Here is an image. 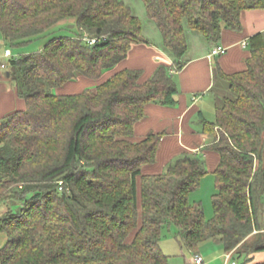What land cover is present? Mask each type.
<instances>
[{"label":"trees","instance_id":"obj_1","mask_svg":"<svg viewBox=\"0 0 264 264\" xmlns=\"http://www.w3.org/2000/svg\"><path fill=\"white\" fill-rule=\"evenodd\" d=\"M143 2L173 64H159L144 81L142 69L123 68L94 87L58 94L54 88L80 76L100 79L133 44L149 42L141 19L124 0H0L5 46L45 37L69 17L79 28L9 61L25 107L0 123V204L19 201L0 215L7 235L0 264H168L161 240L172 224L196 252L208 239L245 261L264 251V31L249 38L244 70L216 67L227 86L211 90L215 119L200 118L202 130L215 136L211 144L183 151L162 173L143 174L165 132L132 140L148 104L178 103L176 73L190 47L186 27L220 45L223 27L242 30L241 13L264 9V0ZM204 150L220 155L211 219L201 202H190L209 173Z\"/></svg>","mask_w":264,"mask_h":264},{"label":"crops","instance_id":"obj_2","mask_svg":"<svg viewBox=\"0 0 264 264\" xmlns=\"http://www.w3.org/2000/svg\"><path fill=\"white\" fill-rule=\"evenodd\" d=\"M241 22L240 31L223 27L219 44L227 47L225 54L211 56L216 43L205 39L209 44L204 45L208 47L193 56H186L185 67L176 73L181 90L176 106L150 103L146 106V116L135 123L133 141H140L151 131L165 132L157 151L156 161L145 165L142 169L143 174L162 173L170 161L183 151L199 152L213 142L214 134L202 130L200 118L204 116L208 120L215 119L216 99L211 90L224 85L216 74V67L219 65L225 73L242 71L247 67L246 59L250 56V50L249 47H243L242 42L264 31V9L244 10L241 13ZM147 40L149 42L133 44L127 58L105 71L100 79L93 80L80 76L77 80L56 88L55 93H77L87 87H94L123 68L142 69L144 81L154 73L159 64H173L172 57L161 47L162 36L161 40ZM24 107L25 101L18 96L16 85L10 80L7 71H1L0 123L5 115ZM210 107H213L212 110L215 112L212 119L207 114ZM212 110H209L211 114ZM204 155L207 169L212 173L219 163L220 155L213 150H204ZM138 184L140 189V177Z\"/></svg>","mask_w":264,"mask_h":264},{"label":"rangeland","instance_id":"obj_3","mask_svg":"<svg viewBox=\"0 0 264 264\" xmlns=\"http://www.w3.org/2000/svg\"><path fill=\"white\" fill-rule=\"evenodd\" d=\"M133 10V12L141 19L142 26H143V36L146 39L151 41L161 40V33L157 28L155 22L151 20L146 11V6L143 0H124ZM187 29V38L189 42V51L187 53V57L193 56L194 54L199 53L202 51L207 44H209L203 35L198 32ZM79 31V28L76 24V20L74 17H69L67 19L62 20L59 22L54 29L51 30L50 34H47L45 37H41L31 41L28 44H25L20 47H11L13 53L16 56H21L26 53H33L39 51L46 41L54 36L60 35H69L73 36L75 33ZM3 38L0 35V43H3ZM206 44V45H204ZM227 84L224 83V87ZM56 88H54V92ZM224 91L221 93L223 94ZM209 109V108H208ZM212 110L213 107H210ZM209 109V110H210ZM207 111L208 117L213 118L214 111ZM199 121V119H197ZM216 192L215 186V177L213 173H208L201 181V184L197 190H195L190 195V202L191 203H202L205 217L207 219H211L214 216V205H213V195ZM19 204V201L15 198L10 199L7 203L0 204V215L7 210V208L16 209ZM260 221L264 224V215L260 213L259 215ZM256 234V233H254ZM254 234L247 239V242H252L255 238ZM257 236V234L255 235ZM182 236L179 234V229L176 225L172 224L170 227H165L163 229V236L161 240V247L163 251L169 255V262L168 264H194V258L199 252L204 259L203 264H224L226 260V252L224 251L223 245L213 239H208L201 242L197 248V252L189 249L182 241ZM7 235L5 232H0V247L4 245L6 242ZM240 247L238 246L235 250H239ZM234 252V251H233ZM233 252H230L231 255ZM260 253V254H259ZM220 254V256H218ZM249 256H253L252 259L245 261V256L242 255L240 257H236L235 255L232 256L230 262L232 260H236L237 264H255L264 261V251L255 253L254 255L251 254ZM245 261V262H244Z\"/></svg>","mask_w":264,"mask_h":264},{"label":"built area","instance_id":"obj_4","mask_svg":"<svg viewBox=\"0 0 264 264\" xmlns=\"http://www.w3.org/2000/svg\"><path fill=\"white\" fill-rule=\"evenodd\" d=\"M90 43H94L97 39L96 38H87ZM243 47H248L249 46V41L244 40L242 42ZM227 52V47L223 45H217L215 46L212 51H211V56H219L222 54H225ZM17 56L13 53L12 49L8 46L3 45L0 43V72L1 71H7L9 61L13 58H16ZM62 188V187H61ZM232 258L231 253H228L226 255V263L225 264H237L235 260H232L230 262V259ZM195 264H203L204 259L202 255L197 254L194 258Z\"/></svg>","mask_w":264,"mask_h":264}]
</instances>
